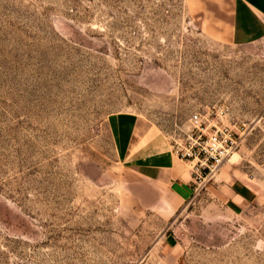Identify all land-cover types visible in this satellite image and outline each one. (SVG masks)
Segmentation results:
<instances>
[{"label":"rangeland","instance_id":"rangeland-1","mask_svg":"<svg viewBox=\"0 0 264 264\" xmlns=\"http://www.w3.org/2000/svg\"><path fill=\"white\" fill-rule=\"evenodd\" d=\"M229 1L0 0V264H264V38L197 26ZM221 106L206 134L231 153L196 176L173 146ZM118 135L173 154L188 191L123 164Z\"/></svg>","mask_w":264,"mask_h":264},{"label":"crops","instance_id":"crops-1","mask_svg":"<svg viewBox=\"0 0 264 264\" xmlns=\"http://www.w3.org/2000/svg\"><path fill=\"white\" fill-rule=\"evenodd\" d=\"M214 11L217 10L204 8L197 24L199 28L208 30L210 36L238 46L249 45L264 38V0H230L228 7L216 14ZM115 125L117 128V122ZM118 153L123 164L136 169L139 175L149 180L171 184L183 181L184 172L171 153L148 152L146 146L133 153L130 142L120 135ZM182 183L178 184L179 190L185 193L188 191V183ZM228 194L230 198L227 203L233 210L255 199L254 191L240 181L230 185Z\"/></svg>","mask_w":264,"mask_h":264},{"label":"built area","instance_id":"built-area-1","mask_svg":"<svg viewBox=\"0 0 264 264\" xmlns=\"http://www.w3.org/2000/svg\"><path fill=\"white\" fill-rule=\"evenodd\" d=\"M227 110L224 107L214 108L206 116L201 113L190 118L193 133L184 144L175 142L174 154L182 161L194 164V174L199 176L201 170L207 175L213 173L218 166L230 155L232 142L222 130L216 129L212 134H206L211 123L209 117L222 118ZM208 124V126H206Z\"/></svg>","mask_w":264,"mask_h":264}]
</instances>
